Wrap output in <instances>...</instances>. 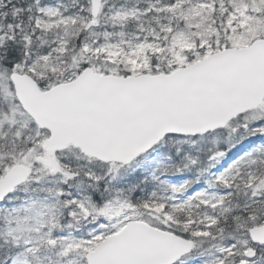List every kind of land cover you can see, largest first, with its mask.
I'll list each match as a JSON object with an SVG mask.
<instances>
[{
    "label": "snow or ice",
    "instance_id": "1",
    "mask_svg": "<svg viewBox=\"0 0 264 264\" xmlns=\"http://www.w3.org/2000/svg\"><path fill=\"white\" fill-rule=\"evenodd\" d=\"M0 264H264V0H0Z\"/></svg>",
    "mask_w": 264,
    "mask_h": 264
}]
</instances>
